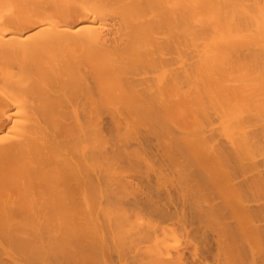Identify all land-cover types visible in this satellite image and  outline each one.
<instances>
[{
  "label": "bare ground",
  "instance_id": "6f19581e",
  "mask_svg": "<svg viewBox=\"0 0 264 264\" xmlns=\"http://www.w3.org/2000/svg\"><path fill=\"white\" fill-rule=\"evenodd\" d=\"M0 264H264V0H0Z\"/></svg>",
  "mask_w": 264,
  "mask_h": 264
}]
</instances>
